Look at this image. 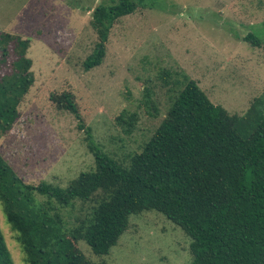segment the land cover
Returning a JSON list of instances; mask_svg holds the SVG:
<instances>
[{
  "label": "rangeland",
  "instance_id": "obj_1",
  "mask_svg": "<svg viewBox=\"0 0 264 264\" xmlns=\"http://www.w3.org/2000/svg\"><path fill=\"white\" fill-rule=\"evenodd\" d=\"M112 1L0 0V33L30 40L34 82L19 104L18 119L0 138V156L25 183L64 187L94 168L77 121L55 107L52 94L72 93L96 143L121 163L140 151L166 115L168 89L176 85L164 84V70L187 75L213 104L244 116L243 136L264 117V0H156L153 9L119 19L102 64L84 71L97 41L92 11ZM248 34L260 46L244 41ZM13 59L9 47L7 62ZM120 114L125 121L134 114V126L117 120ZM89 206L60 213L70 225ZM0 231L12 264H26L1 206ZM190 242L179 227L150 211L130 217L108 255L95 256L83 242L78 247L96 264H190Z\"/></svg>",
  "mask_w": 264,
  "mask_h": 264
},
{
  "label": "trees",
  "instance_id": "obj_2",
  "mask_svg": "<svg viewBox=\"0 0 264 264\" xmlns=\"http://www.w3.org/2000/svg\"><path fill=\"white\" fill-rule=\"evenodd\" d=\"M156 0H115L97 5L90 24L96 34L84 71L102 64L113 25ZM252 46L259 39L243 38ZM9 47L14 59L7 62ZM30 40L0 33V138L18 119V107L34 82ZM170 87L166 115L139 152L121 163L106 153L86 126L70 92L52 94L58 110L74 116L94 160L68 184L25 183L0 156V206L26 264H96L79 249L106 256L131 216L155 211L191 240L190 264H264V117L247 136L244 116L213 104L187 75L164 70ZM181 76L179 82L175 77ZM146 103H151L144 88ZM126 117V116H125ZM117 120L132 128L135 115ZM42 198V200L40 199ZM89 203L70 225L60 209ZM0 264L12 259L0 231Z\"/></svg>",
  "mask_w": 264,
  "mask_h": 264
}]
</instances>
